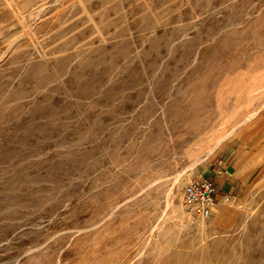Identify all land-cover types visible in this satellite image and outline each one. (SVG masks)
Listing matches in <instances>:
<instances>
[{"label":"rangeland","instance_id":"1","mask_svg":"<svg viewBox=\"0 0 264 264\" xmlns=\"http://www.w3.org/2000/svg\"><path fill=\"white\" fill-rule=\"evenodd\" d=\"M220 263L264 264V0H0V264Z\"/></svg>","mask_w":264,"mask_h":264},{"label":"built area","instance_id":"2","mask_svg":"<svg viewBox=\"0 0 264 264\" xmlns=\"http://www.w3.org/2000/svg\"><path fill=\"white\" fill-rule=\"evenodd\" d=\"M217 189V184L210 177L191 181L184 187V203L192 213L209 217L217 201Z\"/></svg>","mask_w":264,"mask_h":264},{"label":"crops","instance_id":"3","mask_svg":"<svg viewBox=\"0 0 264 264\" xmlns=\"http://www.w3.org/2000/svg\"><path fill=\"white\" fill-rule=\"evenodd\" d=\"M227 179H228V178L225 177L224 179H221V180L216 179V180H214V181H215V183L217 184L218 188H222V185H224L225 183H227V181H226ZM229 184H230V183H227V186H226L225 189H227V187L229 186Z\"/></svg>","mask_w":264,"mask_h":264},{"label":"bare ground","instance_id":"4","mask_svg":"<svg viewBox=\"0 0 264 264\" xmlns=\"http://www.w3.org/2000/svg\"><path fill=\"white\" fill-rule=\"evenodd\" d=\"M85 6V5H84ZM248 233V232H247ZM261 233V232H260ZM246 248V247H245ZM221 264V263H220Z\"/></svg>","mask_w":264,"mask_h":264}]
</instances>
